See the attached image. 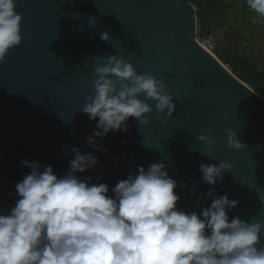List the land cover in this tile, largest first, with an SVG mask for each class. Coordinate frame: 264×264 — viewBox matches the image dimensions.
I'll use <instances>...</instances> for the list:
<instances>
[{"label": "water", "instance_id": "1", "mask_svg": "<svg viewBox=\"0 0 264 264\" xmlns=\"http://www.w3.org/2000/svg\"><path fill=\"white\" fill-rule=\"evenodd\" d=\"M15 11L22 16V42L0 63V214H10L19 198L16 184L30 174L22 160L51 165L62 177L74 158L62 150L74 146L98 157L77 176L91 183L99 177L109 195L139 166L163 160L177 181V207L199 214L212 199L197 204V197L211 189L239 202L226 209L230 221H264V98L197 43L190 0H16ZM103 31L108 42L100 39ZM108 55L161 80L176 110L161 116L148 101L149 123L130 117L126 132L95 138L105 154L86 144L99 118L92 121L80 109L94 91L95 67ZM228 130L247 146L230 148ZM200 135L214 139L211 149ZM220 162L232 166L222 181H202L199 165Z\"/></svg>", "mask_w": 264, "mask_h": 264}, {"label": "clouds", "instance_id": "2", "mask_svg": "<svg viewBox=\"0 0 264 264\" xmlns=\"http://www.w3.org/2000/svg\"><path fill=\"white\" fill-rule=\"evenodd\" d=\"M246 3L256 14L253 23H264V0ZM15 9L16 0H0V63L22 42V16ZM95 24L92 19L91 25ZM100 39L108 42L109 32H101ZM92 79L94 91L80 110L92 121L99 118V130L86 144L105 154L107 149L95 138L126 132L130 117L149 123L146 114L153 109L148 101H155L161 116L170 117L176 110L161 80L138 74L132 63L117 55L101 57ZM227 135L230 148L247 146L236 132L228 130ZM197 139L209 149L215 144L207 135ZM62 151L65 157L74 153L62 177L54 174L51 165L21 161L31 171L15 186L19 198L10 214H0V264H264L260 240L264 221L239 216L230 221L228 211L238 206L237 200L217 197L210 189L196 201L211 198L210 207L199 214L186 212L177 207V181L169 176L163 160L147 168L139 166L109 195V185L99 182V177L91 183V177L77 176L94 168L98 157L74 146ZM231 167L225 162L201 163V179L215 185Z\"/></svg>", "mask_w": 264, "mask_h": 264}, {"label": "rangeland", "instance_id": "3", "mask_svg": "<svg viewBox=\"0 0 264 264\" xmlns=\"http://www.w3.org/2000/svg\"><path fill=\"white\" fill-rule=\"evenodd\" d=\"M193 1L195 8L200 7L202 11L200 18L196 16L198 25L217 40V56L222 63L229 64L238 79L264 98L261 84L239 71L234 64L238 57H245L253 64V70L264 75V23H253L256 14L249 10L246 0Z\"/></svg>", "mask_w": 264, "mask_h": 264}, {"label": "trees", "instance_id": "4", "mask_svg": "<svg viewBox=\"0 0 264 264\" xmlns=\"http://www.w3.org/2000/svg\"><path fill=\"white\" fill-rule=\"evenodd\" d=\"M190 1L193 5H195V2L193 0ZM201 14V8L198 7L196 9V16L200 18ZM203 29L206 33L210 34V32H208V30H206L204 27ZM234 64L236 65L239 71H242V73L246 74L248 77L252 76L253 79L256 80L259 84H261V86L264 88V75H262L261 73H257V71L253 70L254 66L249 60H247L245 57H238V59L234 61ZM244 79H247V77L244 76Z\"/></svg>", "mask_w": 264, "mask_h": 264}, {"label": "built area", "instance_id": "5", "mask_svg": "<svg viewBox=\"0 0 264 264\" xmlns=\"http://www.w3.org/2000/svg\"><path fill=\"white\" fill-rule=\"evenodd\" d=\"M196 41L202 48H204L208 53L212 54L222 63L220 58L217 56V53L219 50V44L217 40L215 39L213 35L206 33L204 29H202V27L198 25V22H197V29H196ZM223 65L228 70H230L229 64H223Z\"/></svg>", "mask_w": 264, "mask_h": 264}]
</instances>
